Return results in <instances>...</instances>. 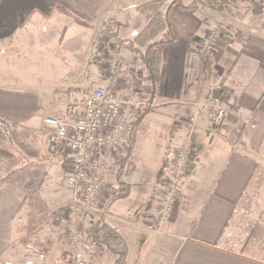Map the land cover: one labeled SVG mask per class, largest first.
Masks as SVG:
<instances>
[{
    "label": "crops",
    "instance_id": "obj_1",
    "mask_svg": "<svg viewBox=\"0 0 264 264\" xmlns=\"http://www.w3.org/2000/svg\"><path fill=\"white\" fill-rule=\"evenodd\" d=\"M108 1L0 0V44L7 53L4 56H23L21 46L27 29L38 25L47 29L52 21L64 17L71 24L95 31L104 24L107 14H113L121 24L113 26L119 37L129 40L130 32L140 31L145 23L137 9L141 4L135 2V7L127 9L117 1L111 2L114 6L110 7ZM58 3L80 15L85 24L53 12ZM129 14L130 19L125 18ZM214 14V10L202 6L194 12L175 9L172 17L176 41L152 47L147 52L143 49L147 61L136 53L122 50L125 60L143 63L138 97L152 104L138 108L133 114L132 123L141 119V126L132 149L104 152L107 185L97 200L100 210L89 214L86 223L100 219L117 229L128 244L126 264H264V250L257 256L249 236L243 237L234 221L239 209L250 205L246 197L263 168L264 153L260 152L264 151V12L258 16L232 15L228 20L230 31H225L226 41L218 42L211 52L200 51L197 43L218 24ZM123 28L129 31L126 30L125 36L121 35ZM58 29L57 26L55 37L50 35L40 40L38 34L30 44L36 50L59 46ZM67 30L63 28L61 47ZM74 38L68 45L69 57L65 59L66 73L73 85H69L65 99H60L63 104L59 109L52 105L55 96L0 85V118L21 130L45 133L47 153H59V150L50 146L53 144L43 125L44 119L63 115L75 120L85 110L87 94L84 91L90 81L82 73L87 67L92 38L89 32ZM92 71L101 73L98 67ZM214 96H223L229 101L232 113L217 125L206 114H200L189 175L179 188L174 216L168 222H161L159 211L166 177L176 150L185 141L186 118L193 105ZM150 116L148 124L155 128V133L149 129L147 135L161 152L147 162L142 160L138 142L143 123ZM251 117L256 127L247 124ZM51 156L50 167L58 170L56 155ZM47 171L48 174L50 171ZM56 191L53 188L49 194L42 195L51 210L66 206L64 199L57 197L63 193ZM117 194L122 198L111 202ZM23 202L13 191L0 188V264H55L54 259L58 261V257L50 262L41 261L39 255L32 256L39 248L22 244L23 236L15 232V226L25 222L20 212ZM58 237L55 235L56 242L48 254L59 253L61 238ZM104 252L88 264H115L116 257Z\"/></svg>",
    "mask_w": 264,
    "mask_h": 264
},
{
    "label": "built area",
    "instance_id": "obj_2",
    "mask_svg": "<svg viewBox=\"0 0 264 264\" xmlns=\"http://www.w3.org/2000/svg\"><path fill=\"white\" fill-rule=\"evenodd\" d=\"M107 22L98 29L83 72L90 82H96L86 95L84 112L75 120L57 115L48 116L43 121L50 142L65 145L68 152L69 166L65 184L72 193V200L63 215L59 216L58 222L61 223L68 243L72 245L75 264H87L85 257L102 251V245L86 238L84 230L89 214L100 210L96 205L97 200L107 185L104 152H117L130 147L133 114L138 108L152 104L138 97L143 63L125 60L122 56L123 46L116 40L109 43V32L104 27ZM138 33V30H132L130 39L137 37ZM224 35L225 32L220 29L210 31L206 38L197 43V48L211 52ZM93 67H98L101 73H94ZM193 106L194 109L186 118L184 144L176 150L172 168L166 177L159 211L161 222L170 221L177 208L179 188L190 170L200 114L208 115L209 121L217 125L232 112V105L219 96Z\"/></svg>",
    "mask_w": 264,
    "mask_h": 264
},
{
    "label": "rangeland",
    "instance_id": "obj_3",
    "mask_svg": "<svg viewBox=\"0 0 264 264\" xmlns=\"http://www.w3.org/2000/svg\"><path fill=\"white\" fill-rule=\"evenodd\" d=\"M113 1L114 2L117 1L121 3L120 5H122V8L126 7L127 9L128 8L131 9L135 7L134 5L135 2L141 4L139 5L140 7L154 0H109L108 3H110V7H112L113 3L111 2ZM173 1L175 0H166L163 10H167V7ZM180 1L187 5L197 0H180ZM199 1H205V0H199ZM222 3L223 4L220 5L219 7L220 10L217 11L214 10L215 11L214 15L217 16L218 24L214 25L208 31V33H206L204 38L208 36L210 31H213L215 29L216 30L220 29L224 32L227 30L230 31L231 27L228 24V20L232 15L239 17L243 15V13L244 15L247 13H251L254 16H258L253 12V10H256L257 8L254 9V5L248 2L245 3L239 1H227ZM257 3H260L264 12V0H257ZM139 7L137 9L140 12ZM199 7L200 5L198 6V8ZM106 17L107 19H105V21L108 22L104 27L108 29L109 32L108 33V36L110 38L109 43H113L115 41V33L118 32L117 28L113 26L114 24L115 26H117L118 22L114 18L113 14H107ZM125 18L130 19V14L129 16L127 15V17ZM143 18L145 20L144 16ZM120 25L121 24L119 23L118 26ZM57 26L59 28L57 34L59 46L58 45H56L57 47L51 46L43 50H41V48H37L36 50V46H34L33 43L30 44V41H32L33 37L38 36V34H40L39 36L40 40H43L45 37L50 35L55 37ZM64 27L68 28V30L64 40L65 44L64 46L61 47V41L65 36V34H63ZM98 29L96 28L95 31L92 30L87 31L85 28L77 24H71L64 17L52 21L47 27V29L43 28V25H38V27L35 29H31V30L27 29L24 32L26 35L25 41L21 46L23 50L22 53L23 56H16V57H12L9 55L4 56L7 53L4 52V50L2 49V45L0 44V85L6 84L8 86H18L24 89L41 91L42 93H45V96H50V95L53 97L55 96L52 105H54L56 109H59L63 104V101L61 102L60 99H65L64 96L67 92V89H69V85H73L72 80L68 78L66 73L65 59L69 57V52H70L68 50L69 48L68 45L72 43V40L75 39L74 37L76 35H86L87 32L91 34L92 39L90 44H92L98 33ZM126 30L128 31V29H124V28L122 29V33H121L122 36H125L124 34L127 32ZM41 37L43 38L41 39ZM224 41H226L225 35L223 38H221L219 43ZM56 51L58 53H56ZM53 67H55V69H53ZM82 76L84 77L83 73ZM95 85L96 82H89V88L85 89L84 92H86L87 94ZM219 97L225 99L223 96H219ZM209 100L210 99H207L205 101L198 103H205ZM206 116L208 118V115ZM151 119L152 116H150L143 123L142 126L143 131L140 136V140L138 142L139 148L141 147V151H139V153H143L142 160L147 162L150 161L151 159H154L157 153L161 152V150L159 151V147L157 148L154 145L155 143L152 140H150L147 135L149 129L152 132L155 130L153 126H150L148 124V121H150ZM253 119L254 117H251V119L248 121L247 124L251 127H256L255 123L253 122L254 121ZM140 126L141 124L139 125L138 128H140ZM154 133L155 132H153L152 134L154 135ZM5 134L6 137L4 138L3 142L6 145H8L9 148L6 149L7 152L0 151V188H7L8 190L13 191L16 195H19L24 201L29 194H40L42 196L45 192L49 194L51 189L54 188L55 190H57L56 191L57 193L60 192L63 193V194H59V196L57 197L63 198L64 199L63 203H65V205L67 206L72 200V193L71 192L70 194L67 193V191L70 190L66 187L65 184V177L67 175L68 166H69L68 165L69 157L65 145L60 143L58 144L52 143L53 145L50 144V146L57 148L59 150V153H47L48 148H47V139L45 133H41L36 130L25 131V130H21L20 128H17L15 130H12L11 132L6 131ZM260 153H264V151L263 152L261 151ZM53 154L56 155L58 161L57 164L60 165L58 166V170L57 168L50 167L51 163H53V160L51 162L49 159L50 157L52 158L51 155ZM10 159L12 160L10 161ZM262 160H263V164H262L263 168L260 171V174L258 175V178L256 179L253 187L251 188L248 196L246 197L247 199L246 203H250V205L249 206L245 205L241 207V210L239 209L238 212V217L235 218L234 220L237 230L241 233V235L243 237L249 236V241H250L249 243L254 245L255 248L254 252L256 253L257 256H260L264 250V154ZM47 170L50 172H48ZM17 171L22 172V174L24 175L22 179H19V181L16 184L8 183L7 180H9L11 174ZM46 171L48 172V174L46 173ZM50 183H52L51 184L53 185L52 187L49 186ZM48 187H50L51 189ZM68 196L71 198L70 200H68ZM66 206L56 207L52 210L50 209V216L48 221L43 225L42 229L38 231L39 233H42L40 237L41 241L45 237H50L51 240L53 241V244H55L56 242V240L54 239L55 235H58L61 238V240L58 241L59 253L48 254L47 252L49 251L51 246L49 247L47 246V244H45L43 248L38 247L39 249H36L37 253L32 252L33 253L32 256L39 255L42 259L41 261L48 260L50 262L53 261L55 257H58L57 259L58 261H55L54 259L55 264L56 263L75 264L74 253H73L74 251L72 245L68 243L67 237L63 231L61 223L58 222L59 216L63 215ZM246 207H248L250 211H248ZM20 212L23 214V216L21 214L22 216L21 218H24L26 221L27 207L22 206ZM31 246L33 247V244ZM30 251H34V250H30ZM104 251H106L105 247L102 246L101 253H97V255L94 256L85 257L87 264L89 262L95 261V259H98L100 256H102L105 253Z\"/></svg>",
    "mask_w": 264,
    "mask_h": 264
},
{
    "label": "trees",
    "instance_id": "obj_4",
    "mask_svg": "<svg viewBox=\"0 0 264 264\" xmlns=\"http://www.w3.org/2000/svg\"><path fill=\"white\" fill-rule=\"evenodd\" d=\"M227 1L248 2L254 5V9L257 8L256 10H253L254 14L260 15L263 13L262 6L260 3H257V0H197L187 5L182 3L180 0H175L167 7V10H163L166 0H154L139 7L140 13L145 17V24L139 31L138 36L134 39L124 40L119 37L117 32L115 33V40L123 46V49L136 53L140 56V58L147 61L146 53L144 54L143 49L147 52L152 47L164 44H173L176 41L177 37L172 17V13L175 9L194 12L200 5L217 11L220 10L219 7L223 4L222 2ZM53 12H59L73 17L77 23L81 25L85 24L80 15L62 4H56ZM140 123L141 119L133 122L131 125L130 137L132 143L130 147H128V150L132 149ZM17 128V125H8L5 119L0 118V151L7 152L6 149L9 148V146L3 142L6 137V131L11 132ZM11 160L12 159H10V161ZM23 176L22 172L17 171L11 174L9 180L7 181L10 184H16ZM120 198H122V196L117 194L111 202H115ZM23 206L27 207V219L25 222L19 223L15 226V232L19 236H23L21 238L22 244H33V246L37 248H43L45 244H47V246L50 247L53 244L51 238L45 237L41 241L40 237L42 233L38 232L49 219L50 206L48 202L40 194H29L25 198ZM84 236L90 240L99 242L105 247V250L108 253H112L116 257L115 264H126L129 253L128 244L117 229L109 223L100 219L92 224L86 223Z\"/></svg>",
    "mask_w": 264,
    "mask_h": 264
}]
</instances>
